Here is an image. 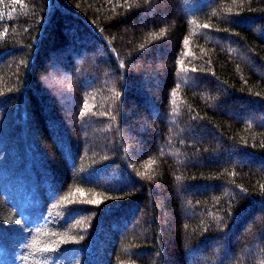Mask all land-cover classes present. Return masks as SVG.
I'll use <instances>...</instances> for the list:
<instances>
[{
  "label": "trees",
  "instance_id": "obj_1",
  "mask_svg": "<svg viewBox=\"0 0 264 264\" xmlns=\"http://www.w3.org/2000/svg\"><path fill=\"white\" fill-rule=\"evenodd\" d=\"M0 264H264V0H0Z\"/></svg>",
  "mask_w": 264,
  "mask_h": 264
},
{
  "label": "snow or ice",
  "instance_id": "obj_2",
  "mask_svg": "<svg viewBox=\"0 0 264 264\" xmlns=\"http://www.w3.org/2000/svg\"><path fill=\"white\" fill-rule=\"evenodd\" d=\"M205 27H207V25H205ZM185 43H187V40L185 41ZM101 201L99 200H94V201H90V203H93V204H99Z\"/></svg>",
  "mask_w": 264,
  "mask_h": 264
}]
</instances>
